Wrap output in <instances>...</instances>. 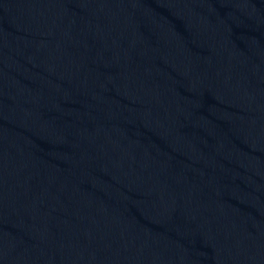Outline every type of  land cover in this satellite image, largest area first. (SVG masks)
<instances>
[{
    "label": "water",
    "instance_id": "1",
    "mask_svg": "<svg viewBox=\"0 0 264 264\" xmlns=\"http://www.w3.org/2000/svg\"><path fill=\"white\" fill-rule=\"evenodd\" d=\"M0 264H264V0H212L0 121Z\"/></svg>",
    "mask_w": 264,
    "mask_h": 264
}]
</instances>
